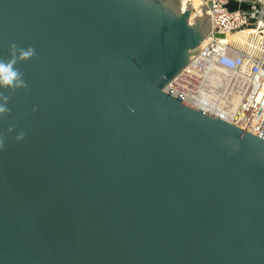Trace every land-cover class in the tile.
I'll return each mask as SVG.
<instances>
[{"label": "water", "instance_id": "95a60500", "mask_svg": "<svg viewBox=\"0 0 264 264\" xmlns=\"http://www.w3.org/2000/svg\"><path fill=\"white\" fill-rule=\"evenodd\" d=\"M192 12L0 0L24 81L0 85V264H264V136L166 91L211 32Z\"/></svg>", "mask_w": 264, "mask_h": 264}, {"label": "built area", "instance_id": "2783aa9c", "mask_svg": "<svg viewBox=\"0 0 264 264\" xmlns=\"http://www.w3.org/2000/svg\"><path fill=\"white\" fill-rule=\"evenodd\" d=\"M206 45L166 91L256 136H264V0H204ZM231 2L238 4L230 10ZM248 8L243 9L241 4ZM247 32L244 43L219 35ZM241 45H239V44ZM217 112V113H216Z\"/></svg>", "mask_w": 264, "mask_h": 264}, {"label": "clouds", "instance_id": "9594fccd", "mask_svg": "<svg viewBox=\"0 0 264 264\" xmlns=\"http://www.w3.org/2000/svg\"><path fill=\"white\" fill-rule=\"evenodd\" d=\"M15 49V45H12ZM34 54V50L29 48L27 50H21L20 59H27ZM17 59L13 58L9 61L0 60V85L3 86H21L24 84L22 79V73L15 67ZM4 99H7L6 97ZM9 109L5 104L0 103V113H4ZM14 130V126L8 128V132L11 133ZM24 133L20 132L17 136V140H21L24 137ZM5 144L4 136L0 135V148H3Z\"/></svg>", "mask_w": 264, "mask_h": 264}, {"label": "bare ground", "instance_id": "6f19581e", "mask_svg": "<svg viewBox=\"0 0 264 264\" xmlns=\"http://www.w3.org/2000/svg\"><path fill=\"white\" fill-rule=\"evenodd\" d=\"M204 0H182V8L185 9L189 4L193 7V12L191 14L190 19H194L195 15H206L204 10ZM247 32H239L234 34H228L227 36L223 35L220 36L224 42H232V41H238L240 43H244L246 39ZM208 42V38L203 42V45H206ZM239 44V43H238ZM241 45V44H239ZM217 113V112H216Z\"/></svg>", "mask_w": 264, "mask_h": 264}]
</instances>
